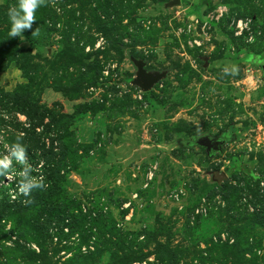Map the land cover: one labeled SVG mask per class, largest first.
I'll return each instance as SVG.
<instances>
[{
    "label": "rangeland",
    "instance_id": "obj_1",
    "mask_svg": "<svg viewBox=\"0 0 264 264\" xmlns=\"http://www.w3.org/2000/svg\"><path fill=\"white\" fill-rule=\"evenodd\" d=\"M177 1L40 0L20 38L0 0V201L55 164L0 264H264V0Z\"/></svg>",
    "mask_w": 264,
    "mask_h": 264
},
{
    "label": "trees",
    "instance_id": "obj_2",
    "mask_svg": "<svg viewBox=\"0 0 264 264\" xmlns=\"http://www.w3.org/2000/svg\"><path fill=\"white\" fill-rule=\"evenodd\" d=\"M148 95L150 96V93H147L146 96ZM12 98L15 100L10 101V103L8 102L9 104H11V107H9V109H13L16 112L25 115L27 119L31 121L30 127H31V131L34 133L35 129L41 126V124L39 123L36 124V119H38L39 116L43 114L40 111L38 105L35 104L32 100L28 101V103H24V98H17V100L15 96H13ZM26 133L28 134L30 132H26ZM228 135L229 134H225L224 137L228 139ZM189 141L190 140L186 142H182L181 144L182 145L187 144ZM191 143H193V141ZM25 150L28 152L27 148H25ZM33 164L34 165L31 164L32 165L31 166L29 163H27V165L25 166V170L23 171V174H22L23 181L22 183H20L21 185L23 183H29V182L33 183V187L29 189V192H33V191L35 192V191L42 189L44 184L46 185L51 184V181H54V178H55V175L52 172L55 167L54 162L44 163V165L40 168H36L37 165L35 166V163ZM28 166H31L32 168L27 169ZM12 190H13V195H8L6 196L4 200L0 201V207H7L8 209H18V208H23V207L28 206L29 203L26 202L27 197L25 196V194L21 193L18 189H12ZM17 194H20V195L17 196Z\"/></svg>",
    "mask_w": 264,
    "mask_h": 264
},
{
    "label": "clouds",
    "instance_id": "obj_3",
    "mask_svg": "<svg viewBox=\"0 0 264 264\" xmlns=\"http://www.w3.org/2000/svg\"><path fill=\"white\" fill-rule=\"evenodd\" d=\"M40 0H18V6L16 8L9 9L8 18L10 22V33L12 36L23 37L22 32L24 29L30 28L32 22L34 21V12L39 7ZM38 34L36 31L33 35ZM17 151L14 153L18 159H23V149L19 148V145H16ZM4 167H7V162H3ZM38 186V185H37ZM33 187V183H23L19 191L28 194L29 189Z\"/></svg>",
    "mask_w": 264,
    "mask_h": 264
},
{
    "label": "water",
    "instance_id": "obj_4",
    "mask_svg": "<svg viewBox=\"0 0 264 264\" xmlns=\"http://www.w3.org/2000/svg\"><path fill=\"white\" fill-rule=\"evenodd\" d=\"M178 1L175 0L174 4ZM137 67L136 77L134 83L144 92H149L151 88L160 81L163 77V73H149L144 70V63L142 61L135 62ZM200 144L203 145L209 152L216 153L221 152L222 141L210 140L208 138L201 139Z\"/></svg>",
    "mask_w": 264,
    "mask_h": 264
},
{
    "label": "flooded vegetation",
    "instance_id": "obj_5",
    "mask_svg": "<svg viewBox=\"0 0 264 264\" xmlns=\"http://www.w3.org/2000/svg\"><path fill=\"white\" fill-rule=\"evenodd\" d=\"M214 140H219V141H222V146H221V149H219L220 151H222V148H223V143H224V139L223 138H217V139H214ZM212 153V152H211Z\"/></svg>",
    "mask_w": 264,
    "mask_h": 264
},
{
    "label": "built area",
    "instance_id": "obj_6",
    "mask_svg": "<svg viewBox=\"0 0 264 264\" xmlns=\"http://www.w3.org/2000/svg\"><path fill=\"white\" fill-rule=\"evenodd\" d=\"M128 205H124V208H127Z\"/></svg>",
    "mask_w": 264,
    "mask_h": 264
}]
</instances>
